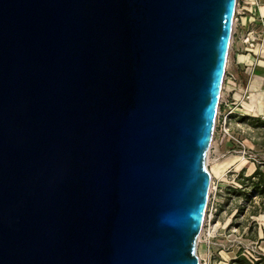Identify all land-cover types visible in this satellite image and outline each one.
Masks as SVG:
<instances>
[{"label": "water", "instance_id": "1", "mask_svg": "<svg viewBox=\"0 0 264 264\" xmlns=\"http://www.w3.org/2000/svg\"><path fill=\"white\" fill-rule=\"evenodd\" d=\"M237 0H0V264H200Z\"/></svg>", "mask_w": 264, "mask_h": 264}, {"label": "rangeland", "instance_id": "2", "mask_svg": "<svg viewBox=\"0 0 264 264\" xmlns=\"http://www.w3.org/2000/svg\"><path fill=\"white\" fill-rule=\"evenodd\" d=\"M231 107L223 129L218 105L207 156L212 180L205 215L211 219L196 247L200 264H236L239 253L250 261L264 256V181L258 175L264 173V115Z\"/></svg>", "mask_w": 264, "mask_h": 264}, {"label": "crops", "instance_id": "3", "mask_svg": "<svg viewBox=\"0 0 264 264\" xmlns=\"http://www.w3.org/2000/svg\"><path fill=\"white\" fill-rule=\"evenodd\" d=\"M227 72L233 79L224 82L226 99L238 105L241 115H264V0H259L257 8L237 12Z\"/></svg>", "mask_w": 264, "mask_h": 264}, {"label": "built area", "instance_id": "4", "mask_svg": "<svg viewBox=\"0 0 264 264\" xmlns=\"http://www.w3.org/2000/svg\"><path fill=\"white\" fill-rule=\"evenodd\" d=\"M252 6L257 8L259 6V0H249V3H242V4H240L239 0H237L235 19H236V15H237V12L239 11V9L240 10H243V9L247 10V9L251 8ZM235 19H234V21H235ZM232 79H233L232 75L226 71L225 72V76H224V82L226 80H232ZM224 82H223V85H224ZM240 101L238 102V104L240 103ZM219 105H222L223 109H224L223 110L224 113H222V117H223V124L222 125H223V129H224V128H226V119H227L228 115L231 113V111H229V110L233 108L231 106L237 107L238 105L235 104V103L229 102L228 99H223L222 100L221 98H220V101H219ZM226 107L229 108L228 111L225 110ZM219 114H221V113H219ZM210 219H211V214L207 218H206V215H205L204 225H205L206 221H210ZM204 225H203V227H204Z\"/></svg>", "mask_w": 264, "mask_h": 264}, {"label": "trees", "instance_id": "5", "mask_svg": "<svg viewBox=\"0 0 264 264\" xmlns=\"http://www.w3.org/2000/svg\"><path fill=\"white\" fill-rule=\"evenodd\" d=\"M258 175L262 177L264 181V173H258ZM262 183L264 184V182ZM262 183L260 186H262ZM235 263L236 264H264V256H258L256 260L250 261L245 256L241 255V253H239L236 257Z\"/></svg>", "mask_w": 264, "mask_h": 264}, {"label": "bare ground", "instance_id": "6", "mask_svg": "<svg viewBox=\"0 0 264 264\" xmlns=\"http://www.w3.org/2000/svg\"><path fill=\"white\" fill-rule=\"evenodd\" d=\"M208 168V167H207ZM210 174H211V172H210ZM210 190H211V188H210ZM205 219V218H204ZM203 225H204V222H203ZM202 230H203V226H202ZM202 232V231H201ZM200 237V236H199ZM198 240H199V238H198Z\"/></svg>", "mask_w": 264, "mask_h": 264}]
</instances>
